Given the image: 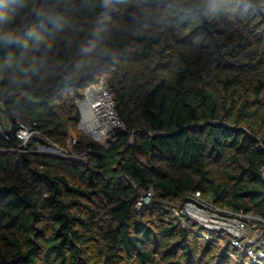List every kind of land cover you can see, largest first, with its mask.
Masks as SVG:
<instances>
[{
    "label": "trees",
    "instance_id": "16d2710c",
    "mask_svg": "<svg viewBox=\"0 0 264 264\" xmlns=\"http://www.w3.org/2000/svg\"><path fill=\"white\" fill-rule=\"evenodd\" d=\"M0 8L17 37L0 43V264H252L182 207L200 191L264 220V0ZM104 74L124 122L106 146L77 106ZM19 122L39 132L27 151Z\"/></svg>",
    "mask_w": 264,
    "mask_h": 264
},
{
    "label": "built area",
    "instance_id": "2783aa9c",
    "mask_svg": "<svg viewBox=\"0 0 264 264\" xmlns=\"http://www.w3.org/2000/svg\"><path fill=\"white\" fill-rule=\"evenodd\" d=\"M77 106L80 110L78 127L104 146L108 140L113 139L112 133L115 129L124 127V122L115 108L113 92L107 85L105 75L86 87L84 98L77 99ZM9 129L10 124L2 121L0 117V133L4 134L6 139L9 138L6 134ZM33 134H39V132L31 125L19 122L15 129V135L19 140L17 149L27 151V144ZM33 151L70 159L76 157L75 154L63 151L54 144L38 143ZM152 195V188L142 192L136 201V207L139 208L148 203ZM182 212L200 227L228 235L233 250L246 257L248 262L264 264V220L260 217L241 211L225 210L203 197L200 191L188 195Z\"/></svg>",
    "mask_w": 264,
    "mask_h": 264
},
{
    "label": "clouds",
    "instance_id": "9594fccd",
    "mask_svg": "<svg viewBox=\"0 0 264 264\" xmlns=\"http://www.w3.org/2000/svg\"><path fill=\"white\" fill-rule=\"evenodd\" d=\"M7 2L11 5H18L19 7L23 8L26 4V0H7ZM4 0H0V4H3ZM10 14L9 12L0 8V24L4 23L5 21L9 20ZM17 41V37L14 32L7 31L0 33V43L5 45L11 44ZM27 42H25L24 47L26 48Z\"/></svg>",
    "mask_w": 264,
    "mask_h": 264
},
{
    "label": "rangeland",
    "instance_id": "374dc122",
    "mask_svg": "<svg viewBox=\"0 0 264 264\" xmlns=\"http://www.w3.org/2000/svg\"><path fill=\"white\" fill-rule=\"evenodd\" d=\"M105 75V77H106V79H107V74H104ZM0 117H1V120L2 121H5V122H7V123H9V121L7 120V117H6V115L2 112V111H0ZM82 131V130H81ZM83 132V131H82ZM83 134H85L84 132H83ZM87 137H89V138H91V139H93L89 134H85ZM93 140H95V139H93ZM96 141V140H95ZM51 145H53V144H51ZM57 147V146H56ZM48 151H52V149H48ZM55 153H57V152H55ZM74 156H76V157H74L73 159H78V160H83V158L81 157V156H78V155H74ZM231 258L232 259H235L236 258V255L235 256H231Z\"/></svg>",
    "mask_w": 264,
    "mask_h": 264
},
{
    "label": "water",
    "instance_id": "95a60500",
    "mask_svg": "<svg viewBox=\"0 0 264 264\" xmlns=\"http://www.w3.org/2000/svg\"><path fill=\"white\" fill-rule=\"evenodd\" d=\"M79 108V107H78Z\"/></svg>",
    "mask_w": 264,
    "mask_h": 264
}]
</instances>
